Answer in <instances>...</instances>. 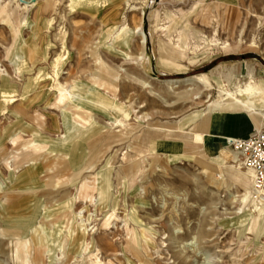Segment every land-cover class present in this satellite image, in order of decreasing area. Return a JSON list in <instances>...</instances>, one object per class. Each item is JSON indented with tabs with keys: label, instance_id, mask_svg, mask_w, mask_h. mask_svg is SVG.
I'll return each mask as SVG.
<instances>
[{
	"label": "rangeland",
	"instance_id": "obj_1",
	"mask_svg": "<svg viewBox=\"0 0 264 264\" xmlns=\"http://www.w3.org/2000/svg\"><path fill=\"white\" fill-rule=\"evenodd\" d=\"M122 25H140L145 43L136 32L120 39ZM203 37L214 41L203 46ZM232 61L238 73L248 65L264 78V0H0V264L25 263L38 235L44 264H264V210L240 202L238 185L223 187L224 167L175 149L186 146L178 133L193 112L217 98L209 69ZM101 73H116V83ZM197 73L209 90L162 83ZM57 84L83 98L94 87L109 113L89 105L65 120ZM145 122L173 130L165 144ZM134 160L128 184L124 169ZM103 172L109 187L79 197L81 180L100 182ZM66 200L64 218L55 208ZM74 229L84 230L82 240ZM132 230L147 236L138 258Z\"/></svg>",
	"mask_w": 264,
	"mask_h": 264
},
{
	"label": "bare ground",
	"instance_id": "obj_2",
	"mask_svg": "<svg viewBox=\"0 0 264 264\" xmlns=\"http://www.w3.org/2000/svg\"><path fill=\"white\" fill-rule=\"evenodd\" d=\"M12 1L16 2V0H12ZM225 6H226V9L230 8V6H227V5H225ZM23 9L25 10L26 6H24ZM114 29H116V27H114ZM129 32H132V33L136 32L138 35H140V38H139L140 43L142 45L145 43L146 35L144 32L141 31L140 25H136L133 29L126 28V25H122L121 28L119 29V31H117V35L120 36L119 37L120 39L121 38L128 39L129 35H130V34H128ZM117 37H114V38H117ZM201 39H202L203 46L208 45L209 43L214 41L213 38L208 39L206 37H203ZM128 41H130V40H128ZM236 41L238 43H240L242 41L240 31H239V34L237 36ZM149 43H150V41H149ZM227 44H228V42L224 41L223 43H221V48H227L226 47ZM250 45L253 47H257L258 42L253 40ZM198 47H200L199 44L197 46H195L193 50L197 49ZM129 57H130L129 55L125 54V58H129ZM138 59H142V55L138 56ZM167 60H169V56L164 57L163 61H159L158 59H156L157 63L158 64L162 63V65H167L166 64ZM237 67H238L237 62H229V63L216 64L213 68L209 69L210 76L212 77L214 82H216L218 94H217V98L213 100L214 103L212 105L210 104L205 109H211L212 107H214V108H219L221 110H226V109L245 110L249 113V115L251 117L254 118L255 116H257L258 118L261 119V122H262V121H264V79L255 78L252 75V70H251L250 66H248V65H247V73L246 74L238 73ZM98 70H99V68H98ZM54 72H55V74H54L55 77H57L58 73H57L56 68L54 69ZM101 75H102V79H104L105 81H107L109 79L107 77L108 75L102 74V73H101ZM152 76L157 78L155 75H152ZM221 77L225 79L226 83L221 82ZM117 78H118V75L116 73H114V75L112 76V79H109L110 80L109 82L116 83ZM178 82L188 84V86H189V84L199 85V86L204 87L207 90H209L211 88V85L207 82L206 75L202 74V73L192 74V75H190L186 78L180 79V80H179V78H178V80L177 79H167V80H164L162 83L166 87L172 88ZM141 84L143 87H146V88L150 87L149 82H147V81H141ZM55 90L58 91V99H59L58 101L64 100L66 107H68V109L66 107L63 108V112H65L66 116H67L65 120H68L70 115H72V114H76V113L86 114L85 113L86 112L85 106H89V105H100V107H102V109L104 110L105 114H107V112L109 113V110L107 108L108 106L106 105V103L98 101V99L99 98L101 99L102 97L100 96V92L97 91L94 87L89 88L88 93H87L88 95L86 96V98L78 97L80 94L77 96L74 95L75 93H73L71 87L69 89L63 88V86L61 84H57ZM150 92H153V91L150 90ZM193 97H194V99H196L198 96L196 94H193ZM94 98H96V100ZM103 100L105 101L104 98H102V101ZM203 111H205V110H203ZM203 111H202V113H204ZM123 114L125 115V117L127 116L126 111L125 112L123 111ZM110 115H111V113H110ZM147 116L148 115L144 112L140 116V118L142 117L144 119ZM135 118H138V116L135 115ZM72 121H74V120H72ZM115 121L119 122L117 120V118ZM145 123L147 125L146 129L150 128V129L156 131L157 134H160V137L157 139V141H155V142H159L160 146L162 144L166 143V139L170 137L171 132L173 131L171 129L163 128V127L152 128L148 125V122H145ZM120 125H121V127L122 126L125 127L123 125V122H121ZM263 127H264V125H263ZM259 129H261V128H259ZM259 129H256V130H259ZM39 148H41V147L35 145V146L31 147V151H34V149L36 151L37 150L39 151ZM192 153H193L192 157H196L197 159L200 158L198 156V154L196 153V151L192 152ZM53 155L55 157H58L59 159L64 157V156L58 155V154H53ZM168 158H169V160L173 159L171 156H169ZM26 161H31V160H26ZM137 161H139V160L131 161L129 163V165L127 167H125L126 169H124V173H125L127 178L129 176V174L132 172L133 166H134V164L137 163ZM214 162H215V160H214ZM233 162L235 165L233 163H230V162L223 164L225 174H227L229 176L228 179L221 177L222 181L224 182L223 187L226 190H229L230 188L233 187V185H238L241 188L242 192L239 195H235V194L234 195L239 197L240 202L249 201L250 203L253 204L254 208L258 210V212L261 210H264V191H262L261 189L256 187L252 170L245 166L243 158L238 156V155H235ZM209 164H211V163H209ZM85 168H87V166H85ZM240 168H242V169H240ZM98 175H99L100 182L98 181L97 183L95 180H93L90 183L85 182L84 179L81 180L80 185H79V195H80L79 197L86 199L88 197V194H90V192H93L95 188L98 189V195H99L102 192L103 187L99 186L98 184L104 183L105 184L104 189L109 187V185H108L109 184V172H103V173H100ZM134 178L135 177L133 175H132V177H129L128 178V184L132 183L134 181ZM235 196H232V197H235ZM71 203H72L71 200H66V202L57 203L58 205L55 208L56 214L57 215L60 214V216H63L64 218H66L67 214H68L67 213L68 211L66 212V210L71 209V206H72ZM49 211L50 210H46L44 215L41 217L44 219H48L49 217H51L53 215L52 214L53 212L50 213ZM75 215H77V214H75ZM112 216H113V214H110L109 218H111ZM260 224L262 225V223H260ZM103 225H107V221L104 222ZM84 228H86V227H84ZM73 232H74V237H73L74 241H79V240L83 239L84 230L79 231L77 229H74ZM146 238H147V236L143 230L135 231V232H134V230H132V236L128 240V247L131 248L132 255L135 256L136 258H138V255L142 253V251L139 249L140 243H141L140 245H143L142 246L143 251L145 250L144 244L146 243ZM34 243H35V254L31 255L28 247L24 248V246H23V248L26 251L25 254L27 253L26 256H24L27 259V261L25 260V263H24L21 260V262L19 264H44V262H43L44 252L42 250V243H41L39 235L34 238ZM57 246H59V248L63 249L62 244H58ZM86 247H87V244L83 245V243L81 242L80 250L84 251L86 249ZM94 250H96L95 247H94ZM89 264H94V261L89 260Z\"/></svg>",
	"mask_w": 264,
	"mask_h": 264
},
{
	"label": "crops",
	"instance_id": "obj_3",
	"mask_svg": "<svg viewBox=\"0 0 264 264\" xmlns=\"http://www.w3.org/2000/svg\"><path fill=\"white\" fill-rule=\"evenodd\" d=\"M257 69L264 72L260 67H257ZM204 110V113L201 112L197 115H194L195 111L193 112L189 118L190 124L187 129L176 125L182 129L178 133L180 137L178 139L183 141L186 146L183 150L172 148L177 149V151L189 152L190 150H193L192 152L198 150L202 156L211 157L208 160L200 157V161L205 160L206 162L203 163L223 169L224 163L230 162L234 164L235 157L234 153L224 147V137H246L254 129L262 128L264 121L261 122V119L257 116L251 117L245 110H221L214 107L211 109L204 108Z\"/></svg>",
	"mask_w": 264,
	"mask_h": 264
},
{
	"label": "built area",
	"instance_id": "obj_4",
	"mask_svg": "<svg viewBox=\"0 0 264 264\" xmlns=\"http://www.w3.org/2000/svg\"><path fill=\"white\" fill-rule=\"evenodd\" d=\"M224 147L243 158L253 172L256 187L264 191V127L242 138L224 137Z\"/></svg>",
	"mask_w": 264,
	"mask_h": 264
}]
</instances>
